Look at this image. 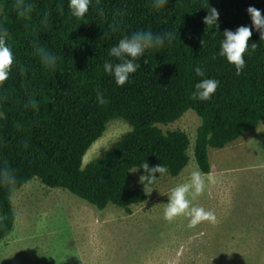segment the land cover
I'll use <instances>...</instances> for the list:
<instances>
[{
  "label": "trees",
  "instance_id": "16d2710c",
  "mask_svg": "<svg viewBox=\"0 0 264 264\" xmlns=\"http://www.w3.org/2000/svg\"><path fill=\"white\" fill-rule=\"evenodd\" d=\"M30 6L21 15L16 0H0V29L7 33L13 64L0 83V168H7L14 186L0 182V242L13 231V195L33 179L64 189L98 211L115 206L132 213L148 201L145 188L134 185L162 164L178 177L189 163V135L164 130L192 110L200 119L194 157L202 174L211 170L209 150H222L256 131L264 122V39L247 13L249 6L264 16V0H91L82 17H74L68 0H22ZM208 8L218 12L217 25L203 23ZM251 31L245 64L239 74L220 56L225 30ZM171 32L173 40L145 50L136 72L117 86L103 70L107 51L137 31ZM56 57L54 67L42 64L37 49ZM203 78L219 81L209 100L192 98ZM99 92L104 103L97 102ZM129 130L84 164L90 148L113 120ZM157 177L151 188L164 175Z\"/></svg>",
  "mask_w": 264,
  "mask_h": 264
},
{
  "label": "rangeland",
  "instance_id": "374dc122",
  "mask_svg": "<svg viewBox=\"0 0 264 264\" xmlns=\"http://www.w3.org/2000/svg\"><path fill=\"white\" fill-rule=\"evenodd\" d=\"M199 124L189 110L164 127L189 135V163L178 177L164 174L151 188L134 171V185L149 198L130 214L115 206L98 211L67 190L28 182L12 197L16 222L0 242V264H264V122L226 148L209 150L205 190L189 199L214 212L215 222L189 227L185 215L164 219L170 190L199 170L194 157ZM129 129L123 120L109 122L84 164Z\"/></svg>",
  "mask_w": 264,
  "mask_h": 264
},
{
  "label": "clouds",
  "instance_id": "9594fccd",
  "mask_svg": "<svg viewBox=\"0 0 264 264\" xmlns=\"http://www.w3.org/2000/svg\"><path fill=\"white\" fill-rule=\"evenodd\" d=\"M153 7L159 9L164 7L168 0H152ZM91 0H68V6L72 16L82 17L89 10ZM15 7L20 11L21 15H28L31 8L24 6L22 0H16ZM247 13L251 19L253 27L260 32V39H264V16L261 11L255 7L249 6ZM207 15L204 17L203 23L210 27H215L218 20V12L215 8H208ZM248 26H240L235 32L225 30L223 39L220 42L219 55L236 68L239 74L244 67L245 60L243 58L246 49L254 50L256 43L248 44L251 36ZM7 33L4 29H0V83H3L9 76L11 65L13 64V54L11 48L5 43ZM173 40L171 32L163 34H154L151 31H137L130 36H126L118 41V43L108 49L107 54L110 58H115V63L111 59L105 60L103 70L112 76L117 86H123L128 82L130 74L137 71L139 64L135 63L136 59L141 57L145 50L161 47L165 41L169 43ZM41 62L46 67H54L56 57L40 48L37 49ZM197 77H202L195 85L192 92V98L200 101L209 100L211 95L218 87L219 81L213 78H203L204 71L200 67L194 69ZM97 102L104 103V98L97 92ZM142 169L144 175L140 177L143 184H151L157 177L154 173L164 174L167 169L162 164L149 168L145 162ZM0 182L14 186L15 179L11 171L7 168H0ZM205 190V181L203 174L197 169L190 173L188 182L177 184L170 190L168 203L165 205L163 216L166 221H172L175 217L185 215L189 217L188 226L193 227L202 221L215 222V213L205 210L203 207L192 206L189 196L193 199L199 196Z\"/></svg>",
  "mask_w": 264,
  "mask_h": 264
}]
</instances>
